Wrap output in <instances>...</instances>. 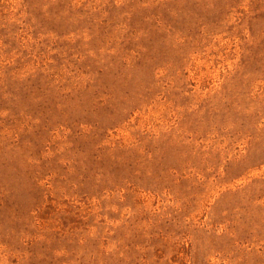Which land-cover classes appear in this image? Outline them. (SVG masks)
Returning <instances> with one entry per match:
<instances>
[{
    "label": "rangeland",
    "instance_id": "1",
    "mask_svg": "<svg viewBox=\"0 0 264 264\" xmlns=\"http://www.w3.org/2000/svg\"><path fill=\"white\" fill-rule=\"evenodd\" d=\"M0 264H264V0H0Z\"/></svg>",
    "mask_w": 264,
    "mask_h": 264
}]
</instances>
